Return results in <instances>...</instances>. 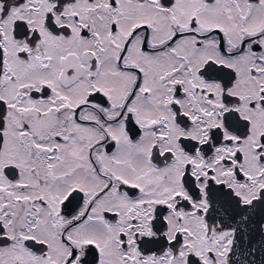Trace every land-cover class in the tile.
<instances>
[{
	"label": "snow or ice",
	"instance_id": "snow-or-ice-1",
	"mask_svg": "<svg viewBox=\"0 0 264 264\" xmlns=\"http://www.w3.org/2000/svg\"><path fill=\"white\" fill-rule=\"evenodd\" d=\"M0 264H264V0H0Z\"/></svg>",
	"mask_w": 264,
	"mask_h": 264
}]
</instances>
